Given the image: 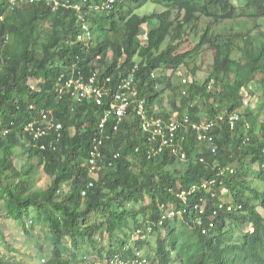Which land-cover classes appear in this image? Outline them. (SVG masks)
<instances>
[{
	"label": "trees",
	"instance_id": "obj_1",
	"mask_svg": "<svg viewBox=\"0 0 264 264\" xmlns=\"http://www.w3.org/2000/svg\"><path fill=\"white\" fill-rule=\"evenodd\" d=\"M63 1L53 10L45 0H0V198L8 214L23 227L34 219L48 226L47 264H104L115 256L132 260L138 250L145 254L151 237L154 259L145 254L151 264H264V121L259 118L264 116V0H242L241 6L233 0H154L166 9L149 14L138 12L149 0L113 3L111 11L94 6L108 0H66L70 7ZM204 17L210 20L200 37L194 33V48L180 51L183 36ZM238 17L253 27L240 29V20L237 31L214 32L218 24L226 27L225 19ZM84 24L91 36L81 41ZM211 49V69L201 79L198 58ZM136 63L137 98L146 101L149 115L157 109L168 120L188 114L201 121L203 102L206 118L214 120L243 105L242 90L252 81L257 86L250 92L258 91L262 112L245 114L249 131L243 117L235 129L229 115L220 120L213 130L215 152L182 129L184 158L168 151L149 158L147 135L130 108L119 130L113 118L108 122L102 156L92 164L93 140L100 136L109 100L77 103L60 91L62 85L79 71L85 78L99 71V79L113 76L117 82ZM182 70L188 79L179 76ZM42 110L52 111L63 125L61 137L52 133L43 140L46 149L24 130ZM17 147L29 153L28 162L18 157ZM228 165L234 173L225 169ZM41 166L52 179L47 189L34 187ZM220 168L225 173L217 176ZM212 179L216 196L202 187ZM192 187L183 201L179 195ZM224 190L230 201L221 199ZM202 198L208 200L204 212L195 209ZM170 206L186 212L160 225ZM105 234L117 243L98 249ZM89 247L98 261L89 262ZM0 264L11 262L0 255Z\"/></svg>",
	"mask_w": 264,
	"mask_h": 264
},
{
	"label": "built area",
	"instance_id": "obj_2",
	"mask_svg": "<svg viewBox=\"0 0 264 264\" xmlns=\"http://www.w3.org/2000/svg\"><path fill=\"white\" fill-rule=\"evenodd\" d=\"M12 3L17 1H30L37 2L41 0H10ZM53 5L54 9H58L62 4L60 0H45ZM127 0H108L104 7H111L114 2H126ZM64 5L70 7L66 2L63 1ZM80 14V20H84L82 8L79 5L74 6ZM96 6L95 8H99ZM103 8V7H102ZM85 29L79 40L83 41L86 36H91V32L88 31L87 25H83ZM139 67V63H136L133 69L125 75H120L115 82L113 76H107L103 79H99V71H95L88 78L82 74L81 71L73 74L67 81L62 85L61 92L69 93L75 102L77 103H97L102 105L107 99L109 104L105 107L104 116L99 123L100 136H96L93 140V151L91 163L96 164V158L102 156L101 147L104 145V139L107 136L105 132L108 122L111 119L114 121V130L120 129L121 124L124 122L128 110L132 108L134 115L140 119V125L143 132L147 135L149 144L146 146L148 157L162 154L163 152H170V154H182L184 158L186 153L183 151V143L187 139V135L182 129L191 130L194 132L197 139L206 143L212 148L213 152L217 150V139L213 134V130L217 127V123L225 119V114L220 115L214 120L205 118L201 121H193L189 115H184L181 119L167 120L164 116L160 115L157 110L151 115L148 114L146 101L137 98L136 89V70ZM152 76L155 77V72H152ZM228 122L231 128H235L239 120L237 113L230 114ZM63 125L56 120L52 111L42 110L40 116L30 121L24 128L25 132L34 140H37L41 149H46L49 145L43 140L48 138L52 133H55L57 138L62 136ZM50 147L56 148L53 142L50 143ZM139 148H137V151ZM117 158V155L115 156ZM112 164V162H111ZM95 169L93 166L92 170ZM229 172L235 171V168L231 165L225 167ZM219 173L216 175L224 174V169L220 168ZM217 182L216 179L208 180L203 182L202 187L207 192H211L212 196H216V193L212 191L211 185ZM196 187H192L191 191H182L179 197L185 201L187 194H192ZM207 198H202L201 202L196 204L195 209L204 212L206 210ZM232 207L229 205L228 210ZM186 210L177 209L170 207L160 219V225L164 224L167 219L173 220L178 215H183ZM30 222H33L32 220ZM147 231H151V226L146 227ZM104 264H151V261L145 256L143 251H137V257L132 260H123L120 256L109 258Z\"/></svg>",
	"mask_w": 264,
	"mask_h": 264
},
{
	"label": "rangeland",
	"instance_id": "obj_3",
	"mask_svg": "<svg viewBox=\"0 0 264 264\" xmlns=\"http://www.w3.org/2000/svg\"><path fill=\"white\" fill-rule=\"evenodd\" d=\"M233 2L241 6L242 2L239 0H233ZM142 8L139 7L138 12L142 14H149L155 11H162L165 10L166 7L163 9L159 4L155 3L153 0H149V2H144L141 5ZM234 20H231V22H226V27L217 26L215 27L214 31L217 32H231V31H237L239 29V26L237 27L234 22ZM208 22V20L204 19L203 24ZM244 26L240 27L242 30H246L247 28L253 27V22L247 19H243ZM237 24V23H236ZM235 28V29H234ZM204 29L203 25H200V27L194 28L192 31H187L185 36H188V38L181 43L180 51H186L188 49L194 48L197 40L195 35H199L202 33V30ZM256 31V30H255ZM197 32V34L195 33ZM195 33V35H194ZM173 41V40H171ZM170 42V37L166 40L164 47L167 46V44ZM214 50H209L208 52L199 55L198 58V64L202 67V70L200 72V78L203 79L204 76L207 77L208 75L205 74L207 70L211 69V63L214 59ZM205 74V75H204ZM182 79H188L186 77V73L184 70L180 71V75ZM256 83L252 82L250 87L255 88ZM243 93L245 95V100L243 103V106L238 108L241 112L244 114L249 113L251 110L255 113V115L261 114V110L259 107V94H255V96H252L247 93L246 90H243ZM200 102V101H199ZM168 105V103H166ZM147 106V105H146ZM202 112H204V117L202 119H205L207 117L206 113V107L204 103L201 104ZM264 115V113H263ZM261 121H264V116H259ZM259 130L262 131V127H259ZM28 144V141L25 140ZM16 154L18 157L22 158L26 162L29 160V153L25 152L20 147H17L15 149ZM34 161V159H33ZM51 176L44 172L43 167H39V172L35 175V181H34V187L36 188H43L47 189L48 186L51 184ZM221 199L225 202L230 201V197L227 191L224 190L222 193ZM4 200L0 198V255L3 256L4 259L11 262V264H47L48 257L51 255L52 246L50 242V230L47 225L37 223L34 219V222H28L25 227L21 225V223L15 219H13L7 212L6 208H4ZM172 207V206H170ZM34 211H31V218H34L35 216ZM185 230H191L190 228H184ZM102 240H99L98 243V249L101 245L110 247L112 243L116 244L117 241L109 240L107 238V234L103 235ZM151 243L145 244L144 249L147 250L145 254H148L153 257L154 259V252L152 251V247L155 242V237H151L149 239ZM190 241H194L195 238L192 237L189 239ZM66 244H71L70 238L66 239ZM87 250V253L92 255L89 257L90 260H99V256H97V252L94 251L91 247H89V250ZM95 252V253H93ZM46 259V260H45ZM177 264V263H175Z\"/></svg>",
	"mask_w": 264,
	"mask_h": 264
},
{
	"label": "clouds",
	"instance_id": "obj_4",
	"mask_svg": "<svg viewBox=\"0 0 264 264\" xmlns=\"http://www.w3.org/2000/svg\"><path fill=\"white\" fill-rule=\"evenodd\" d=\"M66 1V0H65ZM134 0H127L126 2H119V4H132V2H133ZM154 1V0H153ZM239 1H242V0H239ZM149 2V1H148ZM155 3H157L156 1H154ZM106 3H107V1H105V2H103V3H101V4H94V6L96 7V6H100L98 9L97 8H95V9H97V10H112V8H113V6H111V7H104L105 5H106ZM115 3H117V2H114V4ZM143 4V3H142ZM141 4V5H142ZM158 4V3H157ZM103 7V8H102ZM52 8H53V6H52ZM140 8H142V7H140ZM53 10H57V9H54L53 8ZM138 10H139V8H138ZM204 19H206V20H210V18H207V17H204ZM243 19H245V18H242L241 19V17H238V18H232V19H225L224 20V22H231V20H234V21H232V22H234V24L237 26L238 24H239V22H240V20L241 21H243ZM204 21V20H203ZM207 23V22H206ZM205 23V24H206ZM237 23V24H236ZM205 24H203V22H202V24L201 25H203V27L205 26ZM219 25V24H218ZM218 25H216L215 27H217ZM198 27H200V25L198 26ZM214 27H212L211 29H213ZM251 28H252V26H251ZM215 29V28H214ZM247 29H249V28H247ZM254 30V29H253ZM203 31H204V29L202 30V33H203ZM215 32V31H214ZM201 33V34H202ZM201 34H199L198 36L200 37L201 36ZM144 38H146V36H147V34L146 33H144L143 35H142ZM188 38V36H183V38H182V42H184L186 39ZM173 45H176L177 43H178V41L176 40V41H172L171 42ZM155 75H156V73H155ZM184 80H186V79H184ZM252 82H255L256 83V86H257V82L256 81H252ZM252 82H250V84H249V86H247L246 88H243V90H246L247 91V93L248 94H250V95H252V96H255V94H259L258 93V91L256 90L255 91V93L254 94H252L251 92H250V90L252 89L251 87H250V85H251V83ZM213 85H214V81L213 80H211L210 82H209V88H213ZM256 86H255V88H256ZM255 88H253V89H255ZM243 90H242V94H243V96H244V99H243V103H244V100H245V95H244V93H243ZM187 92V91H186ZM260 102V95H259V101H258V103ZM243 106V105H242ZM241 106V107H242ZM155 110H157V109H155ZM233 113H237L238 115H239V120L243 117V119L245 120V127H246V130L247 131H249V129H251V125H250V122H249V120L245 117V114L243 113V112H241L240 110H236L235 112H233ZM233 113H230V114H233ZM225 115H230V114H226V113H224ZM185 115H188V114H185ZM222 115V114H221ZM168 120V119H167ZM203 120V119H202ZM238 120V121H239ZM235 129V128H234ZM202 143V142H201ZM203 144H205V143H203ZM229 204V203H228ZM236 207H238V208H240L241 206H236Z\"/></svg>",
	"mask_w": 264,
	"mask_h": 264
}]
</instances>
